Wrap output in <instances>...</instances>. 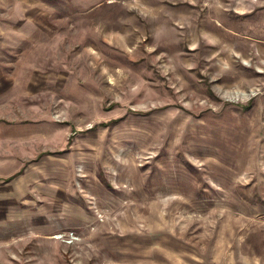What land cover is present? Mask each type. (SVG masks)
Wrapping results in <instances>:
<instances>
[{"label": "rangeland", "instance_id": "obj_1", "mask_svg": "<svg viewBox=\"0 0 264 264\" xmlns=\"http://www.w3.org/2000/svg\"><path fill=\"white\" fill-rule=\"evenodd\" d=\"M0 264H264V0H0Z\"/></svg>", "mask_w": 264, "mask_h": 264}, {"label": "bare ground", "instance_id": "obj_2", "mask_svg": "<svg viewBox=\"0 0 264 264\" xmlns=\"http://www.w3.org/2000/svg\"><path fill=\"white\" fill-rule=\"evenodd\" d=\"M161 36H162V34H161ZM159 37V36H158ZM198 49H199V47H198ZM203 49V48H202ZM201 53V50H199V54ZM196 54V53H195ZM174 55H176V54H174ZM178 55V54H177ZM178 57V56H177ZM179 58V57H178ZM197 58V57H196ZM199 58V57H198ZM178 64V63H177ZM233 65V64H232ZM183 66V65H182ZM181 67V66H180ZM183 67H185V66H183ZM216 67V66H215ZM218 67V66H217ZM184 69V68H183ZM222 70H224L223 68H222ZM219 78V77H218ZM55 237H57V236H55Z\"/></svg>", "mask_w": 264, "mask_h": 264}]
</instances>
